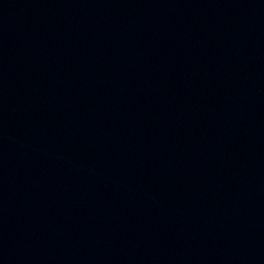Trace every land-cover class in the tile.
<instances>
[{
    "label": "water",
    "instance_id": "water-1",
    "mask_svg": "<svg viewBox=\"0 0 264 264\" xmlns=\"http://www.w3.org/2000/svg\"><path fill=\"white\" fill-rule=\"evenodd\" d=\"M0 264H264V210L0 83Z\"/></svg>",
    "mask_w": 264,
    "mask_h": 264
}]
</instances>
